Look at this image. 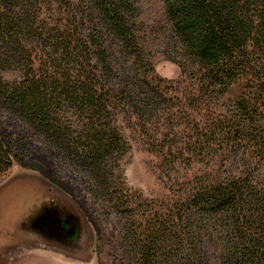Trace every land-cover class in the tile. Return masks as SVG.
I'll list each match as a JSON object with an SVG mask.
<instances>
[{"label":"trees","instance_id":"16d2710c","mask_svg":"<svg viewBox=\"0 0 264 264\" xmlns=\"http://www.w3.org/2000/svg\"><path fill=\"white\" fill-rule=\"evenodd\" d=\"M162 1L184 86L156 74L135 33L136 0H0V110L13 125L0 128V172L29 151V131L86 172L124 218L98 264H264V0ZM167 83L183 86L175 99L192 107L178 111L194 119L192 138L169 150L203 169L167 212H140L129 189L110 192L126 145L112 110L141 121L168 102Z\"/></svg>","mask_w":264,"mask_h":264},{"label":"rangeland","instance_id":"374dc122","mask_svg":"<svg viewBox=\"0 0 264 264\" xmlns=\"http://www.w3.org/2000/svg\"><path fill=\"white\" fill-rule=\"evenodd\" d=\"M136 4L139 13L135 33L152 60L156 74L174 83L183 81V86L186 85L190 81L188 75L182 73L178 64L171 59L176 55L170 50L167 51L170 32L164 17L163 1L136 0ZM169 86L168 84L166 92L170 95H165L168 102L162 103L153 115H148L141 121L127 108L118 106L112 110L113 118L126 145L115 163L123 172L121 175L116 172L117 174L111 177L114 188L110 192L114 197H118L121 193L125 194L122 188L126 187L136 195L140 212L143 210L147 213L167 212L173 196L186 187L184 185L188 181L186 179L193 178L194 174L203 169V165L193 162V159L174 161V156L178 155L169 150L171 143L188 141L193 135L191 129L193 117L178 111L184 102L187 108L192 106L185 98L181 103L175 99L176 96L185 97L186 94L182 93L183 86L181 91L177 92ZM231 103L228 100L215 108H219L221 114H226L232 109ZM206 106L202 104L200 108ZM200 117L201 114H198L197 118ZM9 118L0 110V128L7 125L13 128L12 120ZM179 131L182 133L174 135V132ZM27 137L30 142L29 151L20 156L19 161H15L10 168L0 172V264H43L42 261L46 257L32 252H26L20 258H10V245L15 240L22 241V229L18 226L25 216L44 204L45 187L51 192L50 188L58 187L75 202L95 239L94 257L89 263L77 261L88 256L85 244L78 253L76 251L71 254L65 253L69 259H52L58 264H98L109 261L124 221L121 208H110L102 198L96 196L89 175L62 158L52 145L36 137L31 131L27 133ZM186 152L184 158H188ZM242 160L243 156L239 154L237 157L239 168L242 167L240 164ZM257 161V158L254 159L253 165L258 164ZM228 163L224 156L222 170H225ZM258 166L262 169L260 176L264 175L263 167L260 164ZM47 195L46 198H50V194ZM4 220V224L9 225L3 229L1 224ZM48 251L40 250L39 254L43 255Z\"/></svg>","mask_w":264,"mask_h":264},{"label":"water","instance_id":"95a60500","mask_svg":"<svg viewBox=\"0 0 264 264\" xmlns=\"http://www.w3.org/2000/svg\"><path fill=\"white\" fill-rule=\"evenodd\" d=\"M46 188L45 195L50 194V198L21 221L18 227L22 229V241L15 240L10 245V258H20L24 253L32 252L41 257L64 260L69 259L68 252L78 253L85 244L88 256L77 261L89 263L94 257L95 239L78 206L60 188H50L53 193ZM4 222L1 224L3 229L9 225ZM47 249V253L39 254L40 250Z\"/></svg>","mask_w":264,"mask_h":264},{"label":"bare ground","instance_id":"6f19581e","mask_svg":"<svg viewBox=\"0 0 264 264\" xmlns=\"http://www.w3.org/2000/svg\"><path fill=\"white\" fill-rule=\"evenodd\" d=\"M43 264H58L57 261L53 260L51 257H46L44 261H42Z\"/></svg>","mask_w":264,"mask_h":264},{"label":"flooded vegetation","instance_id":"af4514ba","mask_svg":"<svg viewBox=\"0 0 264 264\" xmlns=\"http://www.w3.org/2000/svg\"><path fill=\"white\" fill-rule=\"evenodd\" d=\"M43 192H45V190H43ZM47 197V194L45 195V193H44V195H43V200H44V202L46 201V199H48V198H46Z\"/></svg>","mask_w":264,"mask_h":264}]
</instances>
